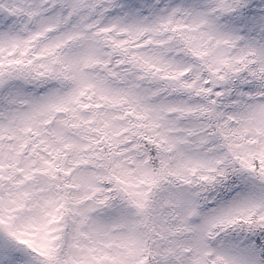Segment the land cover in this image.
Wrapping results in <instances>:
<instances>
[{
    "label": "snow or ice",
    "instance_id": "1",
    "mask_svg": "<svg viewBox=\"0 0 264 264\" xmlns=\"http://www.w3.org/2000/svg\"><path fill=\"white\" fill-rule=\"evenodd\" d=\"M0 264H264V0H0Z\"/></svg>",
    "mask_w": 264,
    "mask_h": 264
}]
</instances>
